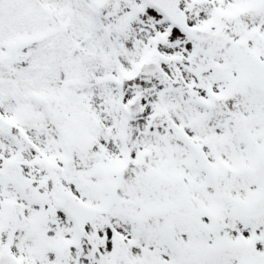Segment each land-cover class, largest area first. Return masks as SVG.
I'll list each match as a JSON object with an SVG mask.
<instances>
[{
	"label": "snow or ice",
	"instance_id": "obj_1",
	"mask_svg": "<svg viewBox=\"0 0 264 264\" xmlns=\"http://www.w3.org/2000/svg\"><path fill=\"white\" fill-rule=\"evenodd\" d=\"M0 264H264V0H0Z\"/></svg>",
	"mask_w": 264,
	"mask_h": 264
}]
</instances>
